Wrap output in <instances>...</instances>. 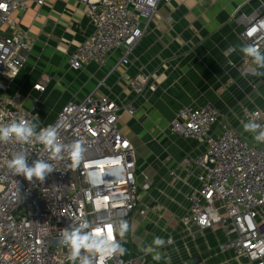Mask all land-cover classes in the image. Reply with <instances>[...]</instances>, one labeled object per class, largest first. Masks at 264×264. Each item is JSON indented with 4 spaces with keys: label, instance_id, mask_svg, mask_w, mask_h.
<instances>
[{
    "label": "built area",
    "instance_id": "built-area-1",
    "mask_svg": "<svg viewBox=\"0 0 264 264\" xmlns=\"http://www.w3.org/2000/svg\"><path fill=\"white\" fill-rule=\"evenodd\" d=\"M47 0H0V123L30 119L40 127L57 128L64 143L80 141L85 151L79 166L70 167L66 154L50 159L39 143H0V264H70L67 248L60 243L62 232L87 220L96 235L115 237L113 222L131 223L141 191L152 181L138 179V150L120 127L123 112L133 115L132 104L94 89L82 99L66 101L55 118L40 121L42 103L35 97L31 106L20 93L10 94L16 79L29 62L35 39L23 29L19 15ZM174 0H81L93 23V32L68 58L69 67L80 70L89 63L105 66L111 55L120 53L119 64H130L135 47L145 36L162 3ZM239 37L264 52V1L250 15L240 17ZM116 65L114 69L118 66ZM247 63L244 72H252ZM150 76L129 80L142 94ZM49 79L40 78L33 90L44 93ZM264 109H241V123ZM223 113L211 104L180 107L171 125L172 133L198 140L206 150L196 159L200 186L187 195L189 209L185 225L204 230L225 227L228 239L222 251H233L252 264H264V222L258 221L264 207V144L252 135L223 122ZM39 131V128L37 129ZM26 151L29 163L43 159L53 172L41 183L15 177L7 167L13 152ZM126 237L122 241L124 244ZM97 264H145L142 258L114 257Z\"/></svg>",
    "mask_w": 264,
    "mask_h": 264
},
{
    "label": "crops",
    "instance_id": "crops-1",
    "mask_svg": "<svg viewBox=\"0 0 264 264\" xmlns=\"http://www.w3.org/2000/svg\"><path fill=\"white\" fill-rule=\"evenodd\" d=\"M263 1L164 2L130 64L118 65L120 53L115 52L105 66L89 63L80 70L69 67V55L93 32L81 0H47L41 8L34 5L19 15L35 44L10 94L24 95L28 106L39 97L41 113L53 115L52 120L66 101L82 99L99 84L96 96L108 95L135 108L133 115L123 112L120 127L137 147L139 181L148 177L153 185L139 194L124 257L142 258L145 264H252L221 250L228 239L222 225L201 230L182 222L190 206L187 195L200 186L196 159L206 145L172 133L171 125L180 107L211 104L221 110L223 122L245 132L241 109H264V75L244 72L251 62L238 50L245 45L239 37L240 17L253 13ZM230 47L237 51L229 53ZM140 74L150 76L142 94L129 83ZM40 78L49 79L44 93L33 90ZM50 94L61 96L55 105L49 103ZM258 221L264 222V207ZM156 236L171 241L159 249L164 257L160 262L139 250Z\"/></svg>",
    "mask_w": 264,
    "mask_h": 264
},
{
    "label": "clouds",
    "instance_id": "clouds-1",
    "mask_svg": "<svg viewBox=\"0 0 264 264\" xmlns=\"http://www.w3.org/2000/svg\"><path fill=\"white\" fill-rule=\"evenodd\" d=\"M238 50L244 57L250 59L254 66L253 75H264V52L251 44L240 45ZM235 51H237L236 47L228 49L229 53ZM259 115V112L252 113L242 127L245 132L252 135L255 142L264 144V124L257 122ZM38 128L39 131H37ZM12 142L23 145L39 143L50 154V159H62L66 154L70 167L79 166L85 151L80 141L64 143L56 127L51 125L40 127L38 123L30 119H12L7 123H0V143ZM7 167L15 177L22 176L30 183L34 179L42 183L54 170L52 165L43 159L32 160L29 163L26 151L13 152ZM113 227L119 240L115 237L96 235L93 225L87 220L76 226L70 225L64 228L60 243L67 248L70 264H97L98 258L107 262L114 257L124 256L127 249L122 241L130 231V224L127 220L119 219L113 222ZM166 243L171 241L156 236L150 245L139 250L145 255L151 253L152 259L160 262L164 257L159 249Z\"/></svg>",
    "mask_w": 264,
    "mask_h": 264
},
{
    "label": "rangeland",
    "instance_id": "rangeland-1",
    "mask_svg": "<svg viewBox=\"0 0 264 264\" xmlns=\"http://www.w3.org/2000/svg\"><path fill=\"white\" fill-rule=\"evenodd\" d=\"M224 88V87H223ZM227 88V87H226ZM62 92V94H61ZM60 94L63 95V90H61ZM59 98H61L60 95H57L55 97H53V95L50 94L49 96V103L50 105H55V103L57 102V100H59ZM53 115H47V114H44L43 112L41 113V116H40V121L43 123V124H47V123H50L52 121V117Z\"/></svg>",
    "mask_w": 264,
    "mask_h": 264
}]
</instances>
